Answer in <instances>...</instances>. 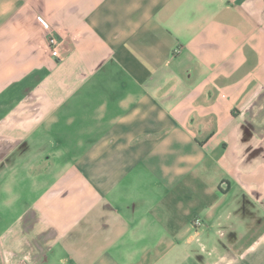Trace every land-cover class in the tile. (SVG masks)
<instances>
[{"label":"crops","instance_id":"0c3cea01","mask_svg":"<svg viewBox=\"0 0 264 264\" xmlns=\"http://www.w3.org/2000/svg\"><path fill=\"white\" fill-rule=\"evenodd\" d=\"M222 224L211 264H264V0H0V264H194Z\"/></svg>","mask_w":264,"mask_h":264},{"label":"rangeland","instance_id":"374dc122","mask_svg":"<svg viewBox=\"0 0 264 264\" xmlns=\"http://www.w3.org/2000/svg\"><path fill=\"white\" fill-rule=\"evenodd\" d=\"M242 180H243L244 186H250V187L253 186V185H250L251 179L247 177H243ZM236 195L238 196V199H239V205H240L241 199L243 202H246V203L249 201L251 202L250 200L251 194H249L247 190L239 189ZM240 209L242 210L241 206L239 207V211H238L239 213H241ZM211 226L212 227L210 229V232L208 233L210 235L208 242H206L205 240H201L200 237H199L200 238L199 241H195V239H193L192 241V250L194 252V256H193L194 264H206V262H209V263L217 262L218 261L217 256L215 255L212 256V251H211L212 243L216 242V244H220L221 246V239L223 238L226 239L229 236V234L232 233V231H230L231 227L229 224H224V225L222 224L220 227H217L216 225H211ZM248 228H249L248 226H245V228L242 227L241 231L245 233V230H247ZM198 242H200V244H198ZM201 244H203V246L205 247H202Z\"/></svg>","mask_w":264,"mask_h":264},{"label":"built area","instance_id":"2783aa9c","mask_svg":"<svg viewBox=\"0 0 264 264\" xmlns=\"http://www.w3.org/2000/svg\"><path fill=\"white\" fill-rule=\"evenodd\" d=\"M47 44L50 50V55L55 58L59 57V47L57 40L53 36H49ZM196 223H198V221H196Z\"/></svg>","mask_w":264,"mask_h":264}]
</instances>
